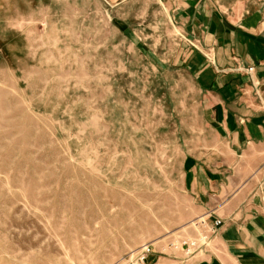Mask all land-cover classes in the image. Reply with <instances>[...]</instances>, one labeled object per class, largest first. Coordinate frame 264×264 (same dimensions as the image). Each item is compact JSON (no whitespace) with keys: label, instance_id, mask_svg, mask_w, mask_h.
I'll return each instance as SVG.
<instances>
[{"label":"rangeland","instance_id":"obj_1","mask_svg":"<svg viewBox=\"0 0 264 264\" xmlns=\"http://www.w3.org/2000/svg\"><path fill=\"white\" fill-rule=\"evenodd\" d=\"M190 41L160 0H0V264H165L208 236L187 165L237 158Z\"/></svg>","mask_w":264,"mask_h":264},{"label":"crops","instance_id":"obj_2","mask_svg":"<svg viewBox=\"0 0 264 264\" xmlns=\"http://www.w3.org/2000/svg\"><path fill=\"white\" fill-rule=\"evenodd\" d=\"M247 1L228 12L217 0H160L191 40L180 63L214 99L216 137L237 158L228 168L187 165L188 187L214 214L210 224L221 223L204 249L169 254L173 264H264V0ZM160 253L153 250L148 264Z\"/></svg>","mask_w":264,"mask_h":264},{"label":"built area","instance_id":"obj_3","mask_svg":"<svg viewBox=\"0 0 264 264\" xmlns=\"http://www.w3.org/2000/svg\"><path fill=\"white\" fill-rule=\"evenodd\" d=\"M252 69H250L251 71ZM220 221L216 220L213 222V224H207L206 227L208 229V236L206 235L203 238H200L199 240L194 241H183L181 245L182 251L186 255H191L195 251H199L207 247V244L210 241V238L215 233V228L220 225ZM171 248L173 250H178L179 246L175 244H171ZM153 253V248L151 244H145L141 246L140 248L126 254L123 259L121 260L122 264H147L149 256Z\"/></svg>","mask_w":264,"mask_h":264}]
</instances>
